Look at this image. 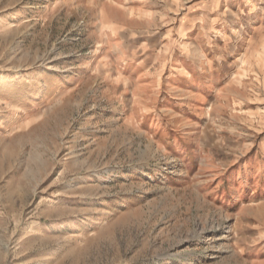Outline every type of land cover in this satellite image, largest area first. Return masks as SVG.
Instances as JSON below:
<instances>
[{"label":"rangeland","instance_id":"rangeland-1","mask_svg":"<svg viewBox=\"0 0 264 264\" xmlns=\"http://www.w3.org/2000/svg\"><path fill=\"white\" fill-rule=\"evenodd\" d=\"M0 264H264V0H0Z\"/></svg>","mask_w":264,"mask_h":264}]
</instances>
